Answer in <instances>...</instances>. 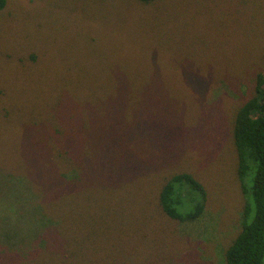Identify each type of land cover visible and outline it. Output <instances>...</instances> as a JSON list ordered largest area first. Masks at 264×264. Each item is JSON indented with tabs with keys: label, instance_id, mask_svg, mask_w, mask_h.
<instances>
[{
	"label": "rangeland",
	"instance_id": "374dc122",
	"mask_svg": "<svg viewBox=\"0 0 264 264\" xmlns=\"http://www.w3.org/2000/svg\"><path fill=\"white\" fill-rule=\"evenodd\" d=\"M260 73L264 0H7L0 264H225L247 201L235 117ZM183 171L207 189L196 220L159 202ZM40 202L67 244L3 252L57 228Z\"/></svg>",
	"mask_w": 264,
	"mask_h": 264
},
{
	"label": "trees",
	"instance_id": "16d2710c",
	"mask_svg": "<svg viewBox=\"0 0 264 264\" xmlns=\"http://www.w3.org/2000/svg\"><path fill=\"white\" fill-rule=\"evenodd\" d=\"M142 1L148 3L155 0ZM6 4L7 0H0V10L4 9ZM262 75V73L258 74L253 96L238 109L235 117L233 135L239 158L238 173L247 201L242 213V229L226 250L225 264H264V78ZM57 127L54 126L56 129ZM56 129L55 134L58 135L60 130L56 131ZM71 149L69 147V151H52V159L62 179L63 170L67 168L60 171L58 158L64 157L67 161L65 166H68V162L70 164L78 162L79 157L84 155L74 157ZM71 183L74 186V182ZM207 199L208 193L204 184L186 171L169 177L159 195L160 205L166 214L182 221L200 218L206 209ZM37 206L47 217L43 216V219L57 228H47L45 233H38L30 244L27 242L31 238L19 239L16 247L6 245L7 248H1L3 252L11 251L15 252V255L21 253L23 256H28L35 251L44 255L43 252L48 249L47 245L59 247L61 243L67 244L65 235L59 228L62 227L63 220L57 221V215L48 214L51 210L42 209L41 202ZM49 249L45 251V255L52 256L54 261L59 262L58 264L71 254Z\"/></svg>",
	"mask_w": 264,
	"mask_h": 264
}]
</instances>
